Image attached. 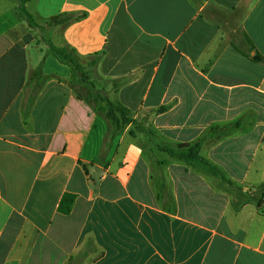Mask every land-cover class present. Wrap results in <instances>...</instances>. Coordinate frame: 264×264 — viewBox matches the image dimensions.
<instances>
[{
	"label": "crops",
	"instance_id": "obj_1",
	"mask_svg": "<svg viewBox=\"0 0 264 264\" xmlns=\"http://www.w3.org/2000/svg\"><path fill=\"white\" fill-rule=\"evenodd\" d=\"M261 195L264 0H0V264H264Z\"/></svg>",
	"mask_w": 264,
	"mask_h": 264
},
{
	"label": "trees",
	"instance_id": "obj_2",
	"mask_svg": "<svg viewBox=\"0 0 264 264\" xmlns=\"http://www.w3.org/2000/svg\"><path fill=\"white\" fill-rule=\"evenodd\" d=\"M20 3L26 1V0H19ZM19 13L25 17L28 23L31 24L32 18L31 16L24 10L22 7V4L19 6ZM74 19V16L72 15H64L60 18H58L54 23L65 25L72 21ZM48 47L50 49L51 54L56 57L61 63L66 64L70 67L72 74L74 77L79 76L82 83H86V76L87 72L85 70V66H83L80 58L76 54L75 50L70 48H57L53 46L52 44H48ZM99 57L94 56L91 58L88 65L90 67H94L97 64ZM258 59V58H257ZM107 104V109H101V111L104 113L105 117L110 121L113 127L118 128L121 124L127 125L132 122L131 118V112L123 107L118 102H111L108 99H103ZM183 149H185L184 152L178 154V158L182 159L188 163H193L199 167H202L203 169H206L213 174H218V171L215 167L211 166L205 159H203L199 155L198 146L194 145L191 147L183 146ZM165 152H168L170 154H174V152L168 150L167 148L162 149ZM75 196L70 194H64L62 197L60 204L58 206V211L63 214H68L72 208V205L74 203Z\"/></svg>",
	"mask_w": 264,
	"mask_h": 264
},
{
	"label": "rangeland",
	"instance_id": "obj_3",
	"mask_svg": "<svg viewBox=\"0 0 264 264\" xmlns=\"http://www.w3.org/2000/svg\"><path fill=\"white\" fill-rule=\"evenodd\" d=\"M91 60V59H90ZM90 60H88V63L90 62ZM94 71V70H93ZM86 83H82V81L80 80V77L77 76L75 77V84H77V87L80 89V93L86 95L88 97V99L95 105L96 109L101 112L102 114H104L101 109H107V104L106 102L103 100L104 98L106 99L105 93L100 91L101 89H96L95 87H93V84L90 82V78L93 79L95 82H97L98 84H100L101 86H107L109 85L108 83H105L103 81H101L99 79L98 76L95 75V73H93L91 76H86ZM132 118V116H131ZM109 121V120H108ZM110 122V121H109ZM111 124V123H110ZM133 126V130L136 132L137 130H141V126H138L137 123L132 119V122L130 123ZM112 125V124H111ZM129 125V124H127ZM127 125H123L120 122V125L118 127V129L120 127H125ZM113 127V126H112ZM115 128V127H113ZM133 133V132H132ZM131 133V134H132ZM135 136V133H133ZM132 134V135H133ZM173 152V151H172ZM182 153V152H181ZM178 154L180 153H176V155H174L175 157L178 158Z\"/></svg>",
	"mask_w": 264,
	"mask_h": 264
},
{
	"label": "built area",
	"instance_id": "obj_4",
	"mask_svg": "<svg viewBox=\"0 0 264 264\" xmlns=\"http://www.w3.org/2000/svg\"><path fill=\"white\" fill-rule=\"evenodd\" d=\"M260 204L264 205V195H261L260 197Z\"/></svg>",
	"mask_w": 264,
	"mask_h": 264
}]
</instances>
